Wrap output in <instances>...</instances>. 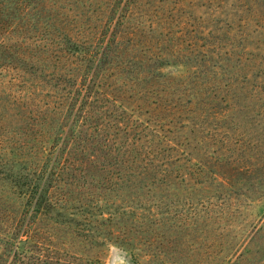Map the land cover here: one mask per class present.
Returning <instances> with one entry per match:
<instances>
[{
    "label": "rangeland",
    "instance_id": "1",
    "mask_svg": "<svg viewBox=\"0 0 264 264\" xmlns=\"http://www.w3.org/2000/svg\"><path fill=\"white\" fill-rule=\"evenodd\" d=\"M226 1L139 0L125 41L142 86L165 93L149 122L167 141L168 180L90 195L61 184L67 201L41 206L0 169V264H264V0ZM65 22L43 41L89 40L86 24ZM17 74L0 64V159L16 150L12 170L30 172L31 153L63 132L34 112L20 119Z\"/></svg>",
    "mask_w": 264,
    "mask_h": 264
},
{
    "label": "trees",
    "instance_id": "2",
    "mask_svg": "<svg viewBox=\"0 0 264 264\" xmlns=\"http://www.w3.org/2000/svg\"><path fill=\"white\" fill-rule=\"evenodd\" d=\"M202 1L206 6L215 3L213 9L227 2ZM139 3L0 0V64L17 67L14 78L24 94L15 99L20 119L27 120L34 112L40 123L56 125V132H63L51 140L54 144L63 135L59 144L49 147L45 140L38 152L31 153L28 167L34 171L12 170L14 163L22 167L24 161L12 147L8 152L16 157L0 159V169H9L5 174H13L21 195L32 198L34 205L57 206L54 197L60 203L67 201L69 193L61 184L90 195L96 189L131 190L168 180L167 141L149 122V114L165 100V93L149 89V84L142 86L149 77L139 65L142 56H121L125 41L141 26ZM68 18L89 27L87 42L67 49L43 41L46 31L52 37L65 33ZM7 123L13 128L25 124H16L11 117Z\"/></svg>",
    "mask_w": 264,
    "mask_h": 264
}]
</instances>
